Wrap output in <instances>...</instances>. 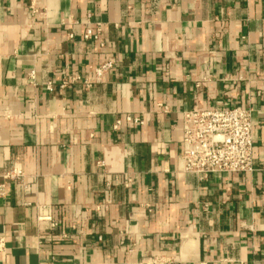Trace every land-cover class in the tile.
I'll return each instance as SVG.
<instances>
[{
    "label": "crops",
    "instance_id": "obj_1",
    "mask_svg": "<svg viewBox=\"0 0 264 264\" xmlns=\"http://www.w3.org/2000/svg\"><path fill=\"white\" fill-rule=\"evenodd\" d=\"M194 106L251 109L252 172L182 171ZM12 168L0 264H264V0H0Z\"/></svg>",
    "mask_w": 264,
    "mask_h": 264
},
{
    "label": "built area",
    "instance_id": "obj_2",
    "mask_svg": "<svg viewBox=\"0 0 264 264\" xmlns=\"http://www.w3.org/2000/svg\"><path fill=\"white\" fill-rule=\"evenodd\" d=\"M84 42H99L100 30L85 22ZM71 37V36H70ZM113 68V61H105L91 70L86 86L101 82ZM49 89V86H48ZM181 138L182 171L205 180L211 174L250 173L254 170L252 143V113L249 108L222 107L202 109L194 106L183 113ZM20 170L12 168L0 176V199L5 195L6 181H21ZM130 180H127V183ZM50 226H56L51 222ZM1 247V244H0ZM163 256H154L144 264H167ZM6 264V263H2Z\"/></svg>",
    "mask_w": 264,
    "mask_h": 264
}]
</instances>
